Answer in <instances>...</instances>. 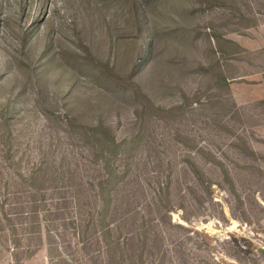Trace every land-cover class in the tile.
<instances>
[{
  "label": "rangeland",
  "instance_id": "obj_1",
  "mask_svg": "<svg viewBox=\"0 0 264 264\" xmlns=\"http://www.w3.org/2000/svg\"><path fill=\"white\" fill-rule=\"evenodd\" d=\"M139 2L0 0V264H264V0Z\"/></svg>",
  "mask_w": 264,
  "mask_h": 264
},
{
  "label": "trees",
  "instance_id": "obj_2",
  "mask_svg": "<svg viewBox=\"0 0 264 264\" xmlns=\"http://www.w3.org/2000/svg\"><path fill=\"white\" fill-rule=\"evenodd\" d=\"M150 2L151 0H141V2L133 6V10L138 13L143 12L144 10H146V6H148ZM151 41H152V37L148 35L147 38L143 40L142 48L139 47L138 55H139V59H141V63H145L150 58Z\"/></svg>",
  "mask_w": 264,
  "mask_h": 264
}]
</instances>
